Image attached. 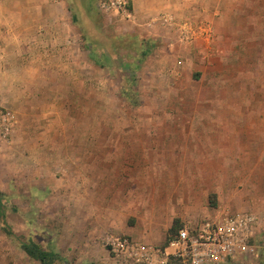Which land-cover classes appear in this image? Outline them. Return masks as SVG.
Wrapping results in <instances>:
<instances>
[{"label":"rangeland","instance_id":"374dc122","mask_svg":"<svg viewBox=\"0 0 264 264\" xmlns=\"http://www.w3.org/2000/svg\"><path fill=\"white\" fill-rule=\"evenodd\" d=\"M100 1L0 0V12L5 16L27 15L28 5H35V16L41 21L36 26L34 53L20 50L0 58L5 66L2 76L8 79L0 84V109L13 116L6 135L0 132V229L5 244L13 250L10 256L14 261L9 264H26L21 244L30 242L57 254L60 260L55 264H77L75 227L87 224L91 217L108 216L118 229L121 214H127V225H133L141 220L139 212L144 210L142 225L148 224L147 217L153 221L152 230L146 231L158 228L167 238L183 222L196 223L239 211L256 214L252 162L256 156H264V84L259 91H253L251 85L239 86L240 100L231 102L233 110L260 112L259 117H244V132L235 131L241 118L232 114L221 118L227 120V133L208 134L218 148L202 153L212 152L219 158H201L197 164L156 165L155 144L162 141L161 136L173 134H151L149 127L155 126L156 131L157 125H186L190 111L195 110L193 105L199 103L183 102L182 114L183 108L178 110L179 105L169 97H155V92L166 88L158 65V56L163 54L158 49L172 45L168 65L181 54L199 63L193 55L206 47L205 41L197 39L187 47L169 28L150 27L152 34H147L144 24L159 15L156 0H130V18L103 12L98 7ZM208 7L194 5L187 21L208 22ZM48 33L53 34L51 39ZM57 38L64 40L59 43L61 52L42 48L45 41ZM93 54L104 68H97ZM207 87L195 81L189 90L202 93ZM183 135L187 136L177 134L176 139L181 141ZM242 146L244 163L239 164ZM124 156L148 160L147 165L127 166L132 168L126 177L129 186L119 170L123 165L108 161ZM114 184L127 188L126 192L115 191L114 186L111 189ZM213 185H224L222 194L207 196ZM109 201L115 207L112 214ZM163 202L170 207L176 203L171 207L174 212L146 214L148 210L156 212ZM98 208L101 211L96 213ZM47 231H52L50 236Z\"/></svg>","mask_w":264,"mask_h":264},{"label":"crops","instance_id":"0c3cea01","mask_svg":"<svg viewBox=\"0 0 264 264\" xmlns=\"http://www.w3.org/2000/svg\"><path fill=\"white\" fill-rule=\"evenodd\" d=\"M155 3H158L160 6L158 7L159 15L157 14L156 18L150 19L144 24V30L149 35L152 34L150 27L167 29V27L157 20L161 14L172 16L176 20V17H180L182 20H190L191 9L194 8V5L200 4L209 6L207 12L210 11V13H207L206 19L209 20L208 22L212 31L210 39H201L205 41L204 45H206L205 48L198 52L202 54L195 53L193 55L195 56L194 59L200 60L199 63H192L188 56L181 54L177 58H171V65H168L166 64V60L172 55L170 49L172 45L165 44V46L162 45L158 49L160 51L159 54H163L162 56H158L160 58L158 65L161 66L159 68L162 69L163 76L165 77L166 82L163 84L166 88H163L164 91L158 90L155 92V97L158 95L161 98L163 97V99L165 97L168 99L169 97L172 102H176L179 105L178 110L181 107L183 108L182 114L185 112V105H182L183 102H191L193 100L199 103L193 105L195 110L190 111L186 125L179 123L161 127L157 125L156 131L155 126L149 127L150 131L148 133L153 134V132L158 131L164 134L170 133L174 136L163 135L161 136L162 141L155 144L157 146V156H154L156 158L155 164H197L201 158H204V160L206 159L205 157L219 158V155H215V153L211 152L209 154L207 152L203 154L202 152L218 148L216 143L211 141V136L208 134L218 133L221 136V134L227 133V120H221V118H227L232 114L233 116H239L241 120H239L234 128L235 131L240 130V132H244L245 128L242 125L244 117H259L260 115L257 114L260 113L259 111L255 112L253 109L249 111H245L243 108L233 110L231 102L240 100L241 95L238 96L239 86L251 85L254 87L253 91L255 89L259 91L258 87L264 84V0H156ZM176 6H184V9L177 10ZM27 8L29 14H20V18H18L19 16L15 17L12 15L5 16L0 12L1 59L7 57L9 53H17L20 50H26L27 53H34L36 51V26L41 21L35 16V5H28ZM52 35L49 34L48 38L51 39ZM61 41L64 40L57 38L53 41H45L42 48L44 50L47 48L51 53H59L62 51V45H59ZM190 44L187 43L185 45L190 47ZM185 45H180V47L183 49ZM196 54L199 56L197 57ZM4 67L1 63L0 84L3 83L2 81H8V79H5V76H2V69ZM97 68L102 69L99 66ZM195 81L207 84L206 92L191 93L189 89L193 87ZM252 97L253 95L246 97V100L252 99ZM242 100H244V97ZM219 120L221 125L219 124ZM201 122L205 123L201 125ZM177 134H187V136L183 135L181 141H179V139H176ZM244 149L245 146H242L241 153L238 154L239 164L244 163ZM222 156L227 158L226 152ZM144 159L142 157L131 159L124 156L108 158V161L111 164L123 165V168H119V170L123 171V176L125 175V177L122 180L129 186V181L126 177L131 173L132 168L127 166L132 164L140 165L142 163L147 165L148 160ZM225 162L227 163V159H225ZM252 163L254 165L252 170L254 181V184H252V191L254 193L253 207L259 218V229L264 233V156H256ZM144 168L146 169V167ZM180 183L181 179L179 178L177 184ZM113 186L115 191L126 192L125 189L127 188L125 187L122 189L118 184H114L110 188L112 189ZM223 186L213 185L207 196L222 194L220 190ZM128 193H130V190ZM153 193L156 194L157 190H153ZM127 202L128 200H125L124 204ZM175 204L171 207L174 208ZM108 205L109 214H112L115 207L110 206V201ZM171 207L167 204L164 205L163 202L162 205H158L157 210H155L156 212L148 210L146 214L149 213L148 215L155 216L157 213L161 214L166 210L169 213H173L174 210ZM100 211V208H98L96 213ZM122 211L124 209H121V213ZM144 212V210L139 212V215L142 216L138 219L141 220L137 223L135 222L133 225H127V214L123 215L120 213L121 225L118 226V229L108 216H104V219H101L99 216L91 217V220L87 224L76 225V237L79 239L76 256L77 264H110V258L106 249L100 246L102 240L110 235H125L142 243L156 246L162 245L167 239L165 238V233H160L161 231L157 227L154 232L146 231V229L152 230L153 226L151 225L153 221H151L150 217H147L148 224L142 225ZM134 214L137 213L134 212ZM51 232L48 233L47 231L46 234L50 236ZM5 241L6 238L0 229V264H9L14 261L13 257L11 258L10 256L13 250L5 244ZM53 249L55 250V247ZM26 257V260L23 259V262H26V264H41L27 255ZM250 262L251 264H264V250L259 254L258 258L251 259ZM238 263L246 264L247 260L240 259ZM20 264L24 263L20 262Z\"/></svg>","mask_w":264,"mask_h":264},{"label":"built area","instance_id":"2783aa9c","mask_svg":"<svg viewBox=\"0 0 264 264\" xmlns=\"http://www.w3.org/2000/svg\"><path fill=\"white\" fill-rule=\"evenodd\" d=\"M98 7L105 13L131 16L130 0H101ZM157 20L176 34L179 43L211 37L210 25L205 20L178 21L165 14ZM12 125V114L0 109V132L6 135ZM101 244L110 264H228L258 258L264 250V234L255 213L239 211L196 223L183 222L158 246L125 235L108 236Z\"/></svg>","mask_w":264,"mask_h":264},{"label":"trees","instance_id":"16d2710c","mask_svg":"<svg viewBox=\"0 0 264 264\" xmlns=\"http://www.w3.org/2000/svg\"><path fill=\"white\" fill-rule=\"evenodd\" d=\"M98 56V55H96ZM94 54L92 56V60L96 66H99L100 68H104V65H102V62L99 60L98 57H96ZM144 56V54H142ZM0 216H2L0 212ZM176 231V228H173L169 235L173 234ZM168 235V236H169ZM168 238V237H167ZM21 248L23 252L31 259L38 261L41 264H53L60 260L59 256L53 252H46L42 250L38 245L30 242L26 244H21Z\"/></svg>","mask_w":264,"mask_h":264}]
</instances>
